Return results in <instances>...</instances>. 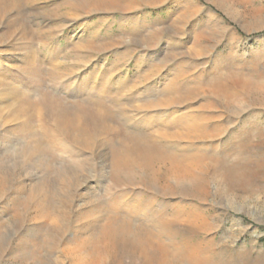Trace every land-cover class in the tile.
<instances>
[{"label":"rangeland","instance_id":"374dc122","mask_svg":"<svg viewBox=\"0 0 264 264\" xmlns=\"http://www.w3.org/2000/svg\"><path fill=\"white\" fill-rule=\"evenodd\" d=\"M0 264H264V0H0Z\"/></svg>","mask_w":264,"mask_h":264}]
</instances>
